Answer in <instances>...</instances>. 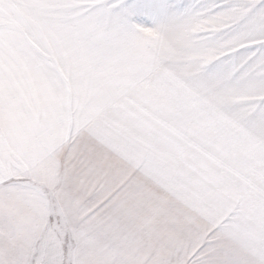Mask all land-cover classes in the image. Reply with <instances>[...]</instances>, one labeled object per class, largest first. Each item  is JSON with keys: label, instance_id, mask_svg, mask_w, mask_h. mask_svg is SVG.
Wrapping results in <instances>:
<instances>
[{"label": "snow or ice", "instance_id": "obj_1", "mask_svg": "<svg viewBox=\"0 0 264 264\" xmlns=\"http://www.w3.org/2000/svg\"><path fill=\"white\" fill-rule=\"evenodd\" d=\"M0 264H264V0H0Z\"/></svg>", "mask_w": 264, "mask_h": 264}]
</instances>
